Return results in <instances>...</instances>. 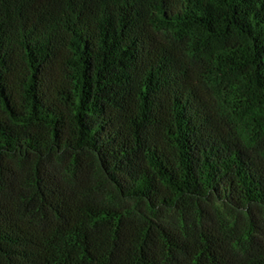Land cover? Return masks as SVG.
<instances>
[{"label": "trees", "instance_id": "1", "mask_svg": "<svg viewBox=\"0 0 264 264\" xmlns=\"http://www.w3.org/2000/svg\"><path fill=\"white\" fill-rule=\"evenodd\" d=\"M0 264H264V0H0Z\"/></svg>", "mask_w": 264, "mask_h": 264}]
</instances>
